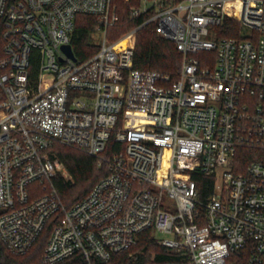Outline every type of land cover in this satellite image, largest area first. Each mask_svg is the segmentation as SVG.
<instances>
[{
    "label": "built area",
    "instance_id": "2783aa9c",
    "mask_svg": "<svg viewBox=\"0 0 264 264\" xmlns=\"http://www.w3.org/2000/svg\"><path fill=\"white\" fill-rule=\"evenodd\" d=\"M126 1L143 22L109 39L113 0H0V240L24 256L50 225L42 264H106L152 232L188 264H264V0ZM79 15L100 39L85 58ZM227 19L250 34L221 36ZM146 25L182 54L178 80L134 67L128 39ZM111 141L109 175L67 207L52 148L101 166ZM241 148L254 161L237 173Z\"/></svg>",
    "mask_w": 264,
    "mask_h": 264
},
{
    "label": "trees",
    "instance_id": "16d2710c",
    "mask_svg": "<svg viewBox=\"0 0 264 264\" xmlns=\"http://www.w3.org/2000/svg\"><path fill=\"white\" fill-rule=\"evenodd\" d=\"M113 1L117 6L120 20L114 27L109 28V39L119 38L131 32L143 22L142 19L133 21L129 17L130 7L133 4H138L137 2ZM96 25L97 21L93 16L79 15L77 17L76 30L72 39V46L77 57H89L88 55L84 56V52L93 46L91 33ZM228 25H231V27H226ZM239 25L237 21L227 19L219 30L221 36L238 37ZM128 41L135 47L134 67L136 69L151 70L169 75L174 81L179 79L183 56L173 42L162 38L155 32L153 25H146L129 37ZM207 54L201 52L197 56L202 58ZM209 54L213 56L215 53ZM121 150H123L122 145L111 141L107 151L102 155V158L106 161L99 166V158L90 156L75 148L56 144L51 150V155L59 159L69 173V178L58 175L54 179L55 186L64 204L71 207L83 199L99 180L108 176L107 162L113 157L114 153ZM252 152L253 150L249 148H241L238 151L237 173L244 172L246 167L254 161ZM194 178L203 189V196L211 192L213 186L211 179L201 176H195ZM208 185L209 188L206 189ZM50 230L49 225L32 250L24 256H16L10 253L0 240V264H42L41 259L49 239ZM133 251L136 253L130 256ZM153 255H155V260H152ZM149 262L154 264H188V259L182 253H176L161 246L152 232H146L141 236L139 244L135 248L115 256L106 264H148ZM59 264L75 263L69 260Z\"/></svg>",
    "mask_w": 264,
    "mask_h": 264
},
{
    "label": "rangeland",
    "instance_id": "374dc122",
    "mask_svg": "<svg viewBox=\"0 0 264 264\" xmlns=\"http://www.w3.org/2000/svg\"><path fill=\"white\" fill-rule=\"evenodd\" d=\"M239 29L241 30V34H242V35H244V34H245V35L250 34V31H249L248 29H246L245 27L241 26V25H239ZM91 39H92V42H94V41L99 42V41H100V39H95V38H93V37H91ZM167 237L169 238L170 236H164V235L161 236V235H160V236L157 237V239L159 240V239H161V238H167ZM158 240H157V242H158ZM135 253H136V252L133 251V252L130 254V256H132V254L134 255ZM154 258H155V255H153L152 260H155ZM148 264H154V263H152V262L150 263V262H149Z\"/></svg>",
    "mask_w": 264,
    "mask_h": 264
},
{
    "label": "water",
    "instance_id": "95a60500",
    "mask_svg": "<svg viewBox=\"0 0 264 264\" xmlns=\"http://www.w3.org/2000/svg\"><path fill=\"white\" fill-rule=\"evenodd\" d=\"M64 50L68 53V55H69L71 58L75 59L74 54H73L72 49H71L70 46H66V47H64Z\"/></svg>",
    "mask_w": 264,
    "mask_h": 264
}]
</instances>
